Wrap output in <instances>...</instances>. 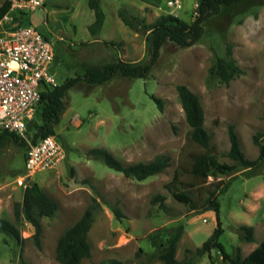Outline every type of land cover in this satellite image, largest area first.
<instances>
[{"label": "rangeland", "instance_id": "obj_1", "mask_svg": "<svg viewBox=\"0 0 264 264\" xmlns=\"http://www.w3.org/2000/svg\"><path fill=\"white\" fill-rule=\"evenodd\" d=\"M4 1L0 0V6ZM168 1L153 0L160 8L139 13V0H101L106 21L96 37L88 28L95 20L89 0H42V6L31 12L29 19L53 43L56 59L52 74L57 85H62L67 79L84 76L87 66L120 59L149 64L153 48L147 35L153 22L160 16L174 15L192 24L197 17L196 3L200 0H182L181 10L168 7ZM117 7L137 22V30L122 22ZM218 58L235 60L244 73L229 83L222 81L213 74ZM180 85L199 97L205 126L213 135L222 162L233 163L227 157L229 125L235 127L245 156L258 159L260 146L255 137L261 134L264 142V4L244 0L223 6L219 14L204 23L202 39L191 47L166 42L146 79L117 76L103 85L81 81L69 89L60 121L54 127L53 137L66 154L57 167L29 179L25 148L6 140L0 148V218L16 223L15 207L23 202L25 191L21 180L24 184L37 183L58 203L59 211L55 217L41 220L42 249L35 243V227L26 219L18 223L25 239L22 249L0 233V264H61L56 252L60 238L94 199L100 208L88 235L92 256L81 264H100L107 259L126 264H163L157 257L151 258L155 248L149 236L164 231L171 234L179 226L184 232L177 258H192L188 250L195 252L202 247L217 227L216 213L202 211L205 200L221 182L225 185L218 193L219 217L226 251L232 254L240 247L247 256L263 242L264 162L254 170L210 177L206 183L189 174L179 175L172 188L190 194L192 204L179 202L166 189L180 168H190V155L201 151L188 140L190 127L178 92ZM152 96L162 101V108ZM35 123H42L37 114ZM35 123L29 130L31 136L36 133ZM93 148L107 149L125 165L167 155L170 166L163 173L138 181L92 159L87 152ZM190 184L195 187L189 188ZM158 194L167 198L166 212L152 203ZM114 206L122 210L124 218H117ZM241 225L255 228L253 243L238 238L236 228ZM196 261L228 264L216 249Z\"/></svg>", "mask_w": 264, "mask_h": 264}, {"label": "trees", "instance_id": "obj_2", "mask_svg": "<svg viewBox=\"0 0 264 264\" xmlns=\"http://www.w3.org/2000/svg\"><path fill=\"white\" fill-rule=\"evenodd\" d=\"M242 1L244 0H200L198 16L192 24L184 22L173 15L160 16L150 25L147 35V41L152 44L153 48V56L149 64L120 59L116 62L99 66H87L84 76L67 79L64 84L57 85L56 87H47L42 91L40 104L42 110L36 113L42 123L36 124L34 118L29 124V130L33 123H35L36 127V133L32 135L33 142L36 143L40 139L55 136L54 127L60 121L61 112L65 108L66 94L69 89L77 86L81 81H85L91 85H103L117 76L130 79H146L151 74L159 58L160 51L166 42L172 41L183 48L195 45L202 39L204 35V23L209 18L219 14L223 6L231 7ZM258 1L264 4V0ZM89 6L95 13V20L89 26V31L96 37L103 29L106 14L102 9L101 0H89ZM11 7V1H4L0 6V20L8 14ZM118 15L127 27L134 30L138 29L137 22L129 18L124 11H120ZM13 17L19 25H32L29 19L30 13L14 12ZM45 37L48 39L47 36ZM228 55H232V45L228 46ZM243 73L244 70L235 60L228 62L222 58H218L213 69V74L226 83H229ZM178 92L185 111L186 121L190 127L188 140L191 144L200 148L201 151L190 155V168L186 170L180 168L181 172L180 170L177 171L173 181L166 185V189L179 202L192 204L193 199L190 194L172 188L178 182L179 175L189 174L196 181L206 183L210 177L219 178L222 175H232L234 172H239L240 170L257 169L264 162V142L261 141V134L255 137V142L260 146V156L255 160L249 159L241 149L239 136L235 131V127L229 125L230 149L227 157L233 163L222 162L213 145V135L205 126V112L199 97L185 85H180ZM152 99L162 108V101L160 99L154 96H152ZM8 139L14 140V142L20 144L26 150L27 144L22 138L14 133L4 131H0V148ZM87 153L92 159L102 161L108 168L124 174L127 178H133L138 181H145L163 173L170 166V158L167 155H159L150 162L125 165L105 148H93ZM221 183L219 184L221 186L211 192L204 202L205 206L202 212L214 211L217 216V227L202 247L197 248L195 252L188 250L187 254L193 253L192 258L187 255L184 260H179L177 258L178 244L184 232L183 226H179L171 234H166L164 231L163 233L155 232L149 236L151 244L155 248V253L151 256L152 259L157 257L163 264H196L197 259L211 254L216 249L220 252L222 260L228 264H264V241L247 256L243 255L240 247H237L230 254L221 243L224 229L219 217L220 202L218 200V193L222 190L223 185H225ZM180 185L182 186V184ZM194 187L193 184L189 186L191 189ZM166 199V196L158 194L152 199V203L154 205L158 204L166 212ZM98 208H100V203L97 199H94L83 216L74 225L69 227L60 238L56 252L57 260L61 264H81L84 260L91 258L92 247L88 235L93 226L95 213ZM112 209L118 219L124 218L122 210L118 206H114ZM58 211V203L37 183L29 182L24 191L23 202L16 204L15 207L16 223L5 218H0V233L14 240L22 249L25 239L22 237L18 223L26 219L27 222L35 227V243L39 249H42L43 229L41 220L44 217H55ZM236 233L242 241L249 243L255 241V228L252 226H238ZM22 264L27 263L22 261ZM100 264L126 263L118 259H107Z\"/></svg>", "mask_w": 264, "mask_h": 264}, {"label": "built area", "instance_id": "obj_3", "mask_svg": "<svg viewBox=\"0 0 264 264\" xmlns=\"http://www.w3.org/2000/svg\"><path fill=\"white\" fill-rule=\"evenodd\" d=\"M9 1L11 10L0 20V131L14 133L26 142V170L30 179L37 172L57 167L66 156L53 136L34 143L29 134L42 91L57 86L52 74L56 55L53 43L36 27L19 25L13 17L14 12L36 11L42 0ZM199 4L196 3L197 9ZM167 5L174 10L183 8L182 0H169ZM20 183L26 189L29 182Z\"/></svg>", "mask_w": 264, "mask_h": 264}, {"label": "crops", "instance_id": "obj_4", "mask_svg": "<svg viewBox=\"0 0 264 264\" xmlns=\"http://www.w3.org/2000/svg\"><path fill=\"white\" fill-rule=\"evenodd\" d=\"M139 1H140V6L138 7L139 13L143 12L146 9H153V10H155L156 7L157 8L159 7V2L154 3L153 0H139ZM119 12H120V9H119V7H117V14H119ZM118 17H119V15H118ZM250 253H251V250L249 251V254Z\"/></svg>", "mask_w": 264, "mask_h": 264}]
</instances>
